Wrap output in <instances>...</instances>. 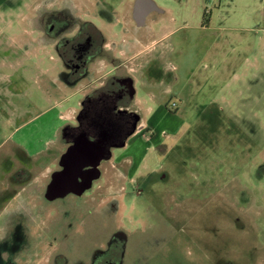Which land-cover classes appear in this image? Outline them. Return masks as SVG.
Returning <instances> with one entry per match:
<instances>
[{"label": "rangeland", "instance_id": "rangeland-1", "mask_svg": "<svg viewBox=\"0 0 264 264\" xmlns=\"http://www.w3.org/2000/svg\"><path fill=\"white\" fill-rule=\"evenodd\" d=\"M93 1L0 0V264H71L116 231L125 264H264V0H153L155 45L131 73L151 110L115 150L120 193L100 196L102 177L80 194H43L58 112L81 99L61 101L73 88L57 83L66 67L51 17L64 7L111 25ZM103 1L122 16L129 0ZM72 134L61 128L53 159Z\"/></svg>", "mask_w": 264, "mask_h": 264}, {"label": "crops", "instance_id": "crops-1", "mask_svg": "<svg viewBox=\"0 0 264 264\" xmlns=\"http://www.w3.org/2000/svg\"><path fill=\"white\" fill-rule=\"evenodd\" d=\"M127 5L129 7V11L124 10L125 6ZM113 9L115 10V8ZM120 10L122 11V16H119V14H109L107 17H101L111 25L105 26L102 23L98 24L106 37L104 51L108 57L98 58L91 61L89 64H87V69L84 75L80 78H77L75 80H66L61 78L57 81V83H60L62 85L61 87H63L64 85L62 83H66L67 87L68 85H70L73 88V91L71 93L66 94L64 97H60L61 101L69 99L72 94H79L81 99L79 101L78 108L68 107L65 112H58V118L64 123H62L61 125L56 124L52 128V133L58 136L53 142V149L46 155H51V162H53V166L47 168L48 172L45 173V176H41L46 179L43 184V194H45L47 188V199H51L48 192L49 184L52 181L50 178L53 176V174L61 171L64 168L62 156L68 150V148L66 149L65 147V151L61 153V156L59 155L60 152L58 153V157L56 158L58 160L53 159L52 152H54V149H56L57 147L59 148L61 144V138L59 139V132L65 125H71L73 128L76 126L77 117L80 112V106L86 96L99 94L106 83H109V85H113L112 91L105 90L101 94H117L118 91L121 90V85L118 83L127 80L129 85L131 86L132 94L135 95L134 97L138 109L142 112L144 117L140 119L138 117L139 113H136L135 109H133L134 114L136 115L134 125L130 128L129 132L125 136L123 135L121 137H118L119 141L117 139V141L113 142L107 148H105L104 146H97L89 138H80L82 139L84 146H86V144L93 143V145L100 148L95 156L85 155L88 158L87 160H85L86 162L81 168L87 167L86 171L89 170L88 172L90 173V175L87 177L86 184L82 187L85 190L90 189L93 183H96L102 177H108L110 182L104 189H100V196H112L120 193L121 185L119 187H116L114 186V183H112L113 179L120 180L123 176L122 167L117 165L119 159L115 155V150L117 148L127 146L128 139L133 135L140 133L145 128L144 126H146L145 116L149 114L151 109L145 101L141 102L140 97L137 96L138 90L137 88H135L137 79L135 76L131 75V73L134 72V70L140 69L142 67V63H140L138 57L141 54H145L146 52L150 51L151 48L155 45L156 39L153 38L155 23L159 18L158 13L162 12L163 9L153 0H129L122 4ZM129 12L131 14L132 25L129 23L128 26V24L125 22V14ZM117 25H119V28H114V26ZM57 89L60 90L59 84L57 86ZM132 99L133 96L130 101H132ZM119 106H121V104H113L111 109V111H113L114 115L116 116L118 114L117 111ZM142 137L146 139L148 136L143 134ZM83 143L79 145L82 146ZM17 144L20 145V143ZM96 158H98L97 161ZM122 161L124 162L130 160L128 158H124L122 159ZM61 165L63 166V168L56 171L58 167H61ZM0 173H2V175L5 177L8 174L2 171ZM90 176L91 180L89 182L88 179ZM78 177L79 174H77L73 185H76L78 183ZM28 178L31 179L32 177H30L28 173H25L23 179L27 181ZM23 179H21L20 182H23ZM98 186H100V183ZM24 190H27V188L25 187ZM68 191L71 190L68 189Z\"/></svg>", "mask_w": 264, "mask_h": 264}, {"label": "flooded vegetation", "instance_id": "flooded-vegetation-1", "mask_svg": "<svg viewBox=\"0 0 264 264\" xmlns=\"http://www.w3.org/2000/svg\"><path fill=\"white\" fill-rule=\"evenodd\" d=\"M99 1H93L96 15L99 17H107L109 14L118 15L116 9L111 8L103 0ZM51 18V30L54 39L52 51L54 59L60 62L63 67H66V69L63 68L64 72L61 75L63 79L75 80L80 78L84 75L87 64L95 59L108 57L104 51L106 37L93 18L86 17L85 13L83 15L82 13L76 14L73 11H67L64 7L57 9ZM118 84L121 85V90L117 94H101L105 90L112 91L113 85L106 83L99 94L88 95L84 98L80 106L76 126L73 128V134L66 149L76 151V147L83 143L82 139L86 138L92 140L97 146L107 148L117 141L118 137L125 136L129 132L134 125L136 116L128 105L132 98V89L127 80ZM113 104H121L117 116L111 111ZM81 137L82 139H80ZM84 158L86 159L83 160H87L86 156ZM67 160H71V158L68 156ZM62 168L61 165L56 171ZM86 168L83 167L78 170L79 177L76 185L52 187V192L49 193L51 199L68 193L80 194L84 192L85 189L82 187L86 184L87 177L90 175L89 170L86 171ZM52 178L50 179L52 180ZM67 188L71 191L65 192ZM63 192L65 193L62 194ZM46 194L47 188L45 196ZM123 239L122 232L116 231L110 240L106 242L107 247L96 248L92 251V254L80 256L77 258L78 260L76 259L71 264H125L123 250L121 249L118 252L112 247V245H116L117 242ZM62 259L63 264H67L66 258ZM56 264H61V262L57 261Z\"/></svg>", "mask_w": 264, "mask_h": 264}, {"label": "water", "instance_id": "water-1", "mask_svg": "<svg viewBox=\"0 0 264 264\" xmlns=\"http://www.w3.org/2000/svg\"><path fill=\"white\" fill-rule=\"evenodd\" d=\"M99 150L100 148L93 145V143L86 144V146H84V143L82 144V146L78 145L76 147V151L74 150L70 151V149H68L62 156L64 168L61 171H58L55 174H53L52 182L49 184L48 192L49 193L52 192V187H57V186L67 187L69 185H73L78 170L86 162L85 160H83L86 159L84 158L85 155L95 156ZM68 156L71 158V160H67ZM97 160L98 158H96V161ZM90 180H91V176L89 177L88 181L90 182ZM67 191L68 188L65 190V192ZM65 192H63L62 194H64Z\"/></svg>", "mask_w": 264, "mask_h": 264}]
</instances>
